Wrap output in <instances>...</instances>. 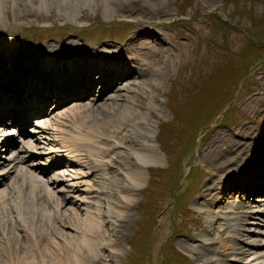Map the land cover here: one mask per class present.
I'll return each mask as SVG.
<instances>
[{"label": "rangeland", "instance_id": "rangeland-1", "mask_svg": "<svg viewBox=\"0 0 264 264\" xmlns=\"http://www.w3.org/2000/svg\"><path fill=\"white\" fill-rule=\"evenodd\" d=\"M94 1L73 0L76 9H71L69 0H63L65 8L60 0H0V61L7 54L15 60L26 56L37 70L43 71L46 65L37 59H44L46 48H57L53 52L60 56L61 45L75 42L73 45L79 48L75 53L80 56L93 60L108 50L138 72V76L121 81L130 83L129 91L121 92L127 100L115 112L123 121L114 115L110 123L100 125L101 136L94 135L90 142L94 152H105L114 146L115 155L108 158L95 154L90 158L92 163L85 165L86 160L74 153L73 160H68L73 166L41 178L58 183L46 189L62 216L77 220L89 216L97 223V236L100 238L103 233L110 240L108 246L101 241L102 248L96 249L95 257L84 264H227L234 259H222L216 239H226L227 234L228 245L235 244L243 250L249 246L252 249L253 240L262 241L253 247L262 252L263 218L257 216V225L245 223L243 230L227 234L213 225V233L206 222L212 215L223 213L212 205L206 206L198 197V190L208 185L209 170L201 155L210 137L213 141L214 137L227 136L235 146L240 144L236 151L245 146L243 150L250 151V159L258 151L257 145L264 144V0H168L169 13L159 20L117 14L111 9L113 6L103 13ZM153 36L159 41H153ZM28 78L34 81L33 76ZM121 82L111 85L122 87ZM114 94L115 89H109L102 96L105 99H88L83 104H90V110L97 112L111 104L108 100ZM76 104L80 103L62 105L45 119L47 133L38 135L41 152L47 148L65 150L71 141L70 128L72 136L83 135V130L72 123L79 112ZM97 113V119L107 117ZM50 141L51 146L45 145ZM140 155L144 156L143 165L135 168L132 162ZM93 165L95 170L91 172L89 167ZM131 170L137 173L133 183L127 176ZM81 174L90 175L85 178ZM124 188L129 191H121ZM5 191L6 188L0 191L3 201ZM230 196L225 201L237 204L238 194ZM260 196L256 193L247 202L245 216L255 214L258 208L254 199H261ZM121 205L127 208L123 210ZM3 207L4 212L10 213ZM55 209L49 208V218ZM119 213L128 219L117 235L114 221ZM36 214L41 219L38 211ZM0 219L2 244L6 226L2 215ZM245 227L251 230L245 231ZM13 232L15 236L21 234L18 230ZM77 236L74 228L68 226L52 242H68ZM212 238L218 240L212 245V251L220 254L218 259H199L179 246L181 243L196 247L202 254L198 244ZM56 249L61 252L58 246ZM236 259L242 262L238 264L253 263L252 256Z\"/></svg>", "mask_w": 264, "mask_h": 264}, {"label": "bare ground", "instance_id": "bare-ground-1", "mask_svg": "<svg viewBox=\"0 0 264 264\" xmlns=\"http://www.w3.org/2000/svg\"><path fill=\"white\" fill-rule=\"evenodd\" d=\"M60 1L62 3L61 6L65 8L63 0ZM69 1L70 8L76 9L73 0ZM95 1L98 10H101L103 13L108 12L110 6H113L111 9L114 10V13H120L124 16L134 15V17L137 18H147L148 16L159 20L167 16L169 13V9L167 8L168 0H151L150 2H144L142 0ZM204 1L210 3L213 0ZM133 37L136 38L135 33ZM153 41L157 42L159 40L153 36ZM73 43L71 45L66 43L61 45L59 51L60 53L61 51L63 52L60 56H57L53 52L57 51V48H53L52 50L46 48L45 52L42 54L44 59H37L41 64L46 65V70L43 71L37 70V65L31 62L30 59L26 58V56L17 60L9 57L10 54H7L8 57H3V61H0V120L1 117H6L9 118L12 123H17L20 120L18 111H23V109L30 107L37 109L36 107L39 104H46L49 102V99H57V96L61 98L63 90H65V95H68V97L70 93L78 92L79 98H87L92 92V89H97L96 86H100L93 82L94 80L92 76L97 74V79H94H96L95 81L99 84H102V86L104 85L103 88L108 87L109 89H112V91L115 89V94L110 96L108 100L111 104L109 106L106 105L107 108H101L97 111L101 112L103 115L107 114V117H105V119L103 117H98V119L95 118V114H99L94 108V111L90 110L88 107L90 104L76 105L79 112H76V115L73 117V122H71L77 125L78 129L83 130V135H80L79 137L72 136L73 129L70 128L71 131H69V133H71V138L69 139L71 141L64 146V148H67V150H69L68 152L71 154L76 153L77 156L83 157L87 163L85 165H89L93 160L90 158H93V155L95 156V154L108 158H110L111 155H115L114 146L109 147L105 152H94L92 150L93 148L91 149L93 143L90 142L94 135L101 136L100 125L105 126L110 123L113 120L112 117L114 115L117 117L118 121H123L122 116H117L115 112L117 109H120L121 102L127 100L124 95H121V92L129 91L128 88L130 83H122V87L119 85L117 88L111 84H116L120 81V78L121 80H128L132 75L138 76V72L135 73L131 66L124 65L125 61L119 59L114 52L110 55L108 50L101 51L102 53L97 56L95 55L93 60L89 58V56H80L75 53L79 48L75 47ZM29 75L34 77V81L28 80ZM52 77L54 79L53 83H51ZM140 84L141 83H137L136 86H139ZM92 86H94V88L91 89ZM108 88L105 90L108 91ZM27 94L29 97L26 96ZM51 94L54 96L53 98L51 97ZM102 96L103 95H100L101 98ZM74 97L77 98L75 95ZM90 99V102L95 100L94 98H89V100ZM80 107L82 109H80ZM118 121L116 120V122ZM3 137L4 135H0V141ZM214 138L216 139L211 141L213 138L210 137L208 144L203 150V155H201V161L205 163L206 169L209 170V180L207 179L208 185L199 187L200 190H198V197L202 199L206 206L208 204L212 205L215 209L220 210L219 213H223V215L214 214L211 216V219H209V223H206L210 228L212 227L213 233V225H218L219 229L223 230V234H227L229 231L237 232L243 230L242 227L245 223L247 225L250 224L255 226L257 224L254 222H259L257 216L260 218L264 217V210L261 207L264 205L260 204L264 202V198L254 200L255 203L257 202L258 208L254 215L246 212L247 215L245 216L243 209L254 193H264V144L257 143L259 144L257 145L258 151L253 153V158L250 159L249 157H251V155L247 157L248 152L250 151L243 150L246 148L245 146L236 151L237 149H235V147L237 148V144L239 143L235 146L227 136ZM20 143L16 155L11 159L3 158V156H1L3 153L0 151V162L2 165L8 167V164H11L6 172L0 174V177H2L0 184L7 179L9 180L5 186L6 199L3 201V196H0V214L4 217V225L6 226L5 241L0 244V264H84L88 259L95 257L94 251L96 249H99L100 247L102 248L100 244L101 241H106L105 244L108 246L111 245L110 240L105 239L103 233H101L102 236L100 238L97 236V223L94 219H90L89 216L77 220L75 219L76 217L70 218L60 214V211L57 210L58 205L56 204V200L50 195L51 192L46 189V185L43 184H48V181L39 182L32 174V170H35V168L26 165L25 161L27 160V157H31L32 153L36 150V146H32L31 144H28L27 141L23 140ZM18 150L21 151L18 153ZM232 151H234L233 154ZM243 153L246 154L242 156ZM83 154L86 156L84 157ZM142 157L144 156L140 155V157H136L135 162H132V166L139 168L143 165L144 160H142ZM113 161L115 160L112 159V162ZM78 165H80V163ZM90 170L93 172L95 166L93 165L92 167H89V171ZM90 174H81V177L87 178ZM127 176L133 183L136 181V170H131ZM216 180H218V182H215ZM49 183L50 186L55 184V182L52 181ZM122 190L129 191L128 188L121 189V191ZM232 193L238 194V200H236L237 204L235 203L236 206H234V202L228 203L225 201L228 199V196L232 195ZM7 197L11 199L10 203H8ZM206 198H208V200H206ZM229 199L232 201L233 197L230 196ZM223 204H225V206L220 208ZM16 205H21V207L24 206V208H17ZM3 206H5V209L7 207L11 214L4 212L6 210H3ZM53 206L56 208L54 210L55 213L51 214V216L49 215V218L47 214H49V208ZM121 206L123 210L127 208L125 205ZM223 209L224 211H222ZM227 210L228 212H226ZM36 211L41 214V219L37 217ZM9 214L12 215L13 218V222L11 223L8 218ZM122 214L123 213H119L116 216V221H114V223L116 222L114 228H116L115 233L117 235H120L121 229L125 226V218H127L126 215L123 216ZM68 226L74 228L78 236L72 238V240L68 242H65L64 240L61 243H53L52 241L60 235L61 230ZM112 226L113 224H110V227ZM16 229L21 234L15 236L16 232L14 233L13 231H17ZM247 230L250 231L251 229L249 230V228H246L245 231ZM228 235L229 234H227L226 239L217 237L216 239H219V241L212 238L207 239L204 243H199L198 248H202V254L197 252L196 247L186 246L181 243L179 246L194 254V257H199V259H211L213 257L218 259V255L220 257V254L217 253L216 250L212 251V245L218 241V247L222 259H230L229 257H232L234 261H236V264H238L242 262L236 259V257L241 256L244 258L252 256V264L263 263L264 250L258 252L256 251L258 249L253 248L255 245L261 244L262 241L256 243L255 240H253L250 243L252 244V249L249 246L248 249L243 250L235 244L229 246L227 241L230 240V236ZM57 246L61 251L60 253L56 249ZM233 262L228 260L227 264H232Z\"/></svg>", "mask_w": 264, "mask_h": 264}]
</instances>
